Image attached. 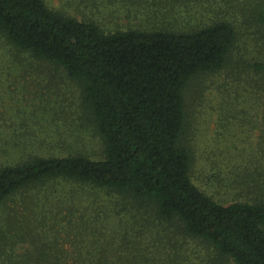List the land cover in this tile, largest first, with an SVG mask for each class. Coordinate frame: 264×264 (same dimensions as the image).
<instances>
[{"label": "trees", "instance_id": "trees-1", "mask_svg": "<svg viewBox=\"0 0 264 264\" xmlns=\"http://www.w3.org/2000/svg\"><path fill=\"white\" fill-rule=\"evenodd\" d=\"M185 3L195 10L185 22L163 8L148 28L104 27L95 16L81 19L47 0H0L4 45L15 56L61 68L78 84L102 145L100 158L66 151L0 163V210L19 194L65 182L109 195L117 213L137 209L148 220L144 232L159 223L178 226L232 264H264V123L256 142H246L249 137L233 146L230 187L236 193L228 203L194 183L185 139L188 89L204 75L225 73L231 81L226 101L236 112L234 128L240 122L258 126L254 118L264 113V0ZM27 222V231L11 224L6 226L15 233L1 231L0 264H66L69 258L50 250L46 234L41 243L33 239L41 232ZM101 235L79 245L72 264H112L116 242ZM25 243L22 253L9 249Z\"/></svg>", "mask_w": 264, "mask_h": 264}, {"label": "rangeland", "instance_id": "rangeland-1", "mask_svg": "<svg viewBox=\"0 0 264 264\" xmlns=\"http://www.w3.org/2000/svg\"><path fill=\"white\" fill-rule=\"evenodd\" d=\"M47 1L81 19L95 16L104 27L120 23V27L129 24L149 28L156 21L153 13L163 8H169L167 11L182 23L189 12L195 11L185 3L189 0L165 6L159 4L160 0L133 4L128 0ZM230 86L225 73L204 75L193 81L187 94L185 139L194 157L192 179L223 203L236 193L230 187V161L237 156L233 146H241L242 139L249 137L246 142H256L264 123V113H260L254 118L256 128L245 122L236 123L235 128L230 124L237 122L233 119L236 112L228 108L231 105L226 101ZM66 151H81L92 158L102 155L101 142L82 108L80 87L61 68L15 56L0 38V163L24 160L34 154L64 155ZM113 200L89 188L51 182L8 200L0 210V233H15L7 228L8 224L23 226L27 231L30 221L34 232H41L33 239L41 243L46 234L50 250H59L69 258L66 264H72L70 257L77 256L78 249H82L79 245L94 236L103 237L102 233L116 242L110 253L112 264H232L210 244L184 235L178 226L159 223L144 232L148 220L135 208L126 207L120 213L111 210L109 203ZM120 238L129 243L123 244ZM28 246L25 243L24 247L9 249L19 254Z\"/></svg>", "mask_w": 264, "mask_h": 264}]
</instances>
